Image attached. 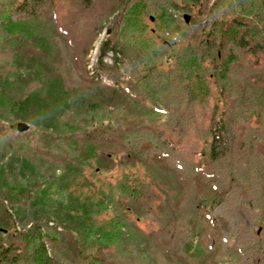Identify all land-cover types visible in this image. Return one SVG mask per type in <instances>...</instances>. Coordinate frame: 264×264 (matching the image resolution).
<instances>
[{
	"label": "trees",
	"instance_id": "1",
	"mask_svg": "<svg viewBox=\"0 0 264 264\" xmlns=\"http://www.w3.org/2000/svg\"><path fill=\"white\" fill-rule=\"evenodd\" d=\"M174 8L189 12L199 33L180 41L169 64L160 65L153 58L161 36L176 33L169 28ZM54 29L66 35L81 62L95 50L91 74L84 73L93 81L117 80L119 56L140 55L145 68L128 80L130 93L160 106L167 117L155 130L121 137L116 149L83 146V163L63 175L65 184L37 199L62 198L61 207L68 201L75 207L46 226V241L29 234L25 244L31 249L1 247L0 262L59 264L48 233L67 217L83 220L103 244L126 240L130 224L146 236L163 233L176 211L145 165L161 154L173 168L195 170L222 193L211 208L206 238L221 242L236 264H264V236L255 231L258 222L264 227V0H0V71L4 58L14 60L28 44L52 58ZM241 61L252 73L239 69ZM18 80L0 73L1 105L19 108L31 101ZM133 205L144 211L143 221L133 215ZM182 205L187 217L198 216L196 184Z\"/></svg>",
	"mask_w": 264,
	"mask_h": 264
},
{
	"label": "rangeland",
	"instance_id": "2",
	"mask_svg": "<svg viewBox=\"0 0 264 264\" xmlns=\"http://www.w3.org/2000/svg\"><path fill=\"white\" fill-rule=\"evenodd\" d=\"M173 13L169 28L176 33L161 36L153 58L160 65L169 64L180 41L199 33L189 12L174 8ZM48 19L45 15L44 24ZM50 39L54 47L50 59L28 44L19 47L14 60H2L0 73L19 79L17 88L31 101L19 108L0 104V248L29 245L31 249L32 243L25 244V235L29 234L38 238L43 235L46 241V226L54 225L57 216L75 207L69 201L61 207L62 198L37 199L46 189L55 193L56 187L65 184L63 175L83 163V146L116 149L121 137L142 129L155 130L167 117L160 106L153 107L130 93L128 80L145 68L140 55L119 56L117 80L93 81L84 73L91 74L94 49L81 62L65 34L54 29L50 31ZM215 55L211 53L212 57ZM238 65L244 72L252 73L246 62ZM212 103L217 108L221 106L216 93ZM228 106L229 103L226 109ZM18 123H24L26 128L17 130ZM105 165L112 166L111 160L107 159ZM145 165L147 172L167 191L176 211V216L168 219L164 232L146 236L135 224H130L124 233L126 240L103 244L87 233L83 220L67 217L64 225H57L48 233L54 239V246L50 247L59 264H236L233 256L223 253L221 242L205 236L211 208L222 193L213 184L199 180L195 170L184 174L173 168L164 155L155 154ZM193 183L198 187L202 209L197 217L189 218L184 214L182 200ZM132 211L140 221L145 219L144 211L137 205H133ZM139 226L144 227L145 223ZM255 231L264 236V227L259 222Z\"/></svg>",
	"mask_w": 264,
	"mask_h": 264
},
{
	"label": "water",
	"instance_id": "3",
	"mask_svg": "<svg viewBox=\"0 0 264 264\" xmlns=\"http://www.w3.org/2000/svg\"><path fill=\"white\" fill-rule=\"evenodd\" d=\"M17 130L21 131L24 130L26 128V125L24 123H18L16 125Z\"/></svg>",
	"mask_w": 264,
	"mask_h": 264
}]
</instances>
